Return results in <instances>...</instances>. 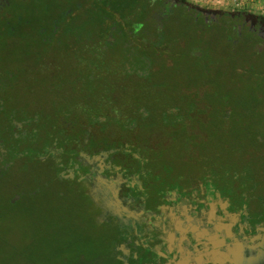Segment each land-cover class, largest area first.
Instances as JSON below:
<instances>
[{
  "label": "flooded vegetation",
  "instance_id": "1",
  "mask_svg": "<svg viewBox=\"0 0 264 264\" xmlns=\"http://www.w3.org/2000/svg\"><path fill=\"white\" fill-rule=\"evenodd\" d=\"M126 1L0 0L8 130L37 135L46 167L98 220L112 250L101 264H264V206L181 143L207 137L214 106L204 86L155 83L182 74L175 67L199 58L204 37L234 24L221 16L238 15L262 38L264 17L194 0ZM124 7L142 8L124 16ZM2 140L0 168L12 151Z\"/></svg>",
  "mask_w": 264,
  "mask_h": 264
},
{
  "label": "trees",
  "instance_id": "2",
  "mask_svg": "<svg viewBox=\"0 0 264 264\" xmlns=\"http://www.w3.org/2000/svg\"><path fill=\"white\" fill-rule=\"evenodd\" d=\"M126 2L148 4L149 0ZM136 8L142 7H124L122 13L126 16ZM147 10L143 7L142 18ZM236 16L225 14L220 17L224 21L232 20L235 29L232 30V25L230 28L220 25L214 36L204 37L199 58L188 55L189 49L184 51L188 57L181 58V63L175 67L183 71L182 74L177 72L171 78L162 75L155 83L164 85L182 78L189 84L204 86L202 100L214 106L207 137L181 140V143L199 150L202 164L212 166L221 178L237 181L253 204L264 206V38L248 30L247 26L239 28L241 17ZM91 30L92 37L104 35L99 28ZM227 34L233 35V44ZM198 41L194 37V42ZM139 78L140 84H144L146 77L139 74ZM96 110L105 116L101 108H92V111ZM2 111L0 109V137L5 150L10 148L12 151L1 162L0 219L7 214L9 206L22 209L26 205L29 212H35L40 204L56 203L64 215L62 219L73 220L75 233L64 247L75 252L76 259L71 263L90 260L92 264H101L112 259V250L104 243L98 220L88 213L78 194L65 192V180L46 167L47 163L42 160L46 156L44 148L35 144L37 135L26 138L20 131H9ZM171 114L175 115L174 112ZM52 126L54 124L46 127ZM203 128L207 130L206 126ZM10 161L12 163L6 166ZM77 242L83 245V250L77 249L80 247L76 246ZM85 250L88 255L83 254Z\"/></svg>",
  "mask_w": 264,
  "mask_h": 264
},
{
  "label": "rangeland",
  "instance_id": "3",
  "mask_svg": "<svg viewBox=\"0 0 264 264\" xmlns=\"http://www.w3.org/2000/svg\"><path fill=\"white\" fill-rule=\"evenodd\" d=\"M214 8L264 15V0H256L257 7H226L223 0H194ZM221 54V53H219ZM227 56V53H222ZM35 207V206H34ZM7 214L0 219V264H72L75 252L64 248L75 231L73 220H63L58 204L39 205L35 212L7 207ZM63 218V219H62ZM76 243L78 250L83 245ZM88 252L90 250L88 249ZM86 250L83 254L88 255ZM72 262V263H71ZM74 264H92L81 261Z\"/></svg>",
  "mask_w": 264,
  "mask_h": 264
},
{
  "label": "built area",
  "instance_id": "4",
  "mask_svg": "<svg viewBox=\"0 0 264 264\" xmlns=\"http://www.w3.org/2000/svg\"><path fill=\"white\" fill-rule=\"evenodd\" d=\"M256 0H223L226 7H257Z\"/></svg>",
  "mask_w": 264,
  "mask_h": 264
}]
</instances>
